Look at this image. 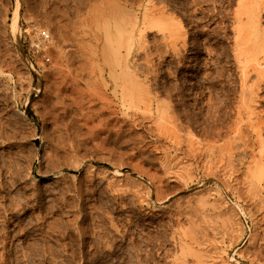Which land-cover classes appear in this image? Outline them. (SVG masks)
Listing matches in <instances>:
<instances>
[{
	"label": "rangeland",
	"instance_id": "rangeland-1",
	"mask_svg": "<svg viewBox=\"0 0 264 264\" xmlns=\"http://www.w3.org/2000/svg\"><path fill=\"white\" fill-rule=\"evenodd\" d=\"M252 16L263 31L264 0H0V264H264V181L245 169L264 32L235 31ZM54 68L80 79L77 116Z\"/></svg>",
	"mask_w": 264,
	"mask_h": 264
},
{
	"label": "bare ground",
	"instance_id": "bare-ground-1",
	"mask_svg": "<svg viewBox=\"0 0 264 264\" xmlns=\"http://www.w3.org/2000/svg\"><path fill=\"white\" fill-rule=\"evenodd\" d=\"M242 4L245 5V3H242ZM244 5H242V6H244ZM246 5H248V4H246ZM246 8H247V7H246ZM239 10H240V9H239ZM239 12H240V11H239ZM147 14H148V13H147ZM147 14H146V15H147ZM238 14L241 15V13H238ZM253 14H254V13H253ZM95 15H96V14H95ZM240 15H239V16H240ZM258 15H259V14H258ZM258 15H257V17H258ZM147 16H148V15H147ZM136 17H137V16H136ZM145 17H146V16H145ZM148 17H149V16H148ZM148 17H147V18H148ZM248 17H249V16H248ZM96 18H97V17H96ZM134 18H135V17H134ZM129 19H131V18H129ZM129 19H127V18L124 19V20H127V22H126V21H124V22H126L129 26H130V24H129L128 22H129V21L131 22V26H132L131 28L133 29V30H132L133 34H132V38H131V40H134L135 37H134L133 35H134L135 32H136L135 29H136V25H137V20H138V19H136V21H132L133 18H132V20H129ZM240 19H241V18H240ZM97 20H98V19H97ZM134 20H135V19H134ZM250 20H251V21H250ZM248 21H249L250 23L248 22L247 25H243V23H241V25H243V27L240 26V27H238V28H235V29H236L235 31H236L237 39L240 38V37L243 38L244 36H246V35H243L244 32H245V34H246V33H250V34H251V33L254 32V30H255V32H257V33H258V31H259V32H264V29H263V31H262V28L259 29V28L257 27V26H259L260 23H261V22L259 21V19H256L254 16H252ZM124 22H123V24H124ZM239 22H240V21H239ZM138 23H139V20H138ZM237 23H238V22H237ZM244 23H245V22H244ZM13 24L15 25V28L18 27L19 23H18V19H17V17H14V19H13ZM123 24H122V25H123ZM127 24H124V25L126 26ZM97 25H98V23H97ZM137 26H138V25H137ZM260 26H261V25H260ZM96 27H97V26H96ZM122 27H123V29H126V31L128 32V35L131 34V33L129 32V31H131V30L129 29L130 27L128 28L129 31H128V29L125 28L124 26H122ZM126 27H127V26H126ZM235 27H236V26H235ZM88 28H89V27H88ZM123 29H122V30H123ZM56 30H58V27H57ZM89 30H90V29H89ZM88 32H89V31H88ZM60 33H61V32H60ZM123 33L125 34V36H128L124 30H123ZM141 33H142V30H141ZM87 34H88V33H87ZM59 35H60V34H59ZM88 35H89V34H88ZM90 35H91V34H90ZM93 35H94V34H93ZM97 35H98V34H97ZM130 36H131V35H129V37H130ZM142 36H143V34H142ZM242 36H243V37H242ZM248 36H249V35H248ZM248 36H247V37H248ZM60 37H61V36H60ZM64 37H65V36H64ZM251 37H252V36H251ZM253 37L255 38V36H253ZM62 38H63V37H62ZM66 38H67V37H65V39H66ZM95 38H96V37H95ZM75 39H76V38H75ZM96 39H97V38H96ZM243 39H244V38H243ZM251 39H252V38H251ZM244 40H245V39H244ZM254 40H255V39H254ZM259 40H260V39H259ZM63 41H64V40H63ZM84 41H85V40H84ZM249 41H250V40H249ZM249 41H247V43H248ZM257 41H258V40H257ZM260 41H261V40H260ZM260 41H259V42H260ZM253 42H254V41H253ZM63 43H64V42H63ZM256 43H257V42H256ZM239 44H240V43H239ZM239 44H238V45H239ZM242 44H243V43H242ZM249 44H250V43H249ZM60 45H61V44H60ZM84 45H85V44H84ZM258 45H259V44H258ZM56 46H59V44L56 45ZM66 46H67V45H66ZM67 47H68V46H67ZM251 47H252V46H251ZM64 48H65V46H64ZM61 49L64 50L63 47H62ZM67 49H68V48H67ZM97 49H98V48H97ZM73 50H74V49H73ZM53 52H54V50H53ZM53 52L51 51V53H53ZM67 52H68V51H67ZM242 52H243V51H242ZM51 53H50V55H51ZM56 53H57V52H56ZM58 53H59V52H58ZM58 53H57V54H58ZM60 53H62V52L60 51ZM64 53H65V50H64ZM64 53H62V54H63V55H66V54H64ZM68 53H69V52H68ZM72 53H73V52H72ZM92 53H93V52H92ZM57 54H56V57L59 56L58 58L60 59L61 56H60V55H57ZM70 54H71V51H70ZM54 55H55V53H54ZM54 55H52V57H53ZM67 55H68V54H67ZM92 55H93V54H92ZM87 56H88V54H87ZM89 56H90V55H89ZM52 57L50 56V58H52ZM71 57H72V56H71ZM53 58H55V57H53ZM58 58H57V59L55 58L58 62H59L60 60H61L62 62L64 61V60H62V59L59 60ZM63 58H64V57H63ZM69 58H70V57H69ZM69 58H68V62H67V60H66V57H65L64 59L66 60V63H69V64H70L71 62H69V61H71V60H69ZM87 58H88V57H87ZM90 58H91V57H90ZM55 59H54V60H55ZM56 60H55V61H56ZM94 61H95V59H94ZM86 62H87V61H86ZM52 63H53V62H52ZM55 63H57V62H55ZM55 63H54V64H55ZM60 63H61V62H60ZM88 63H89V62H88ZM95 63H96V62H95ZM263 63H264V62H263ZM263 63H261V64H263ZM54 64H53V65H54ZM73 64H74V63H73ZM89 64H90V63H89ZM49 65L51 66V61H50ZM53 65H52V66H53ZM65 65H66V64H65ZM65 65H64V66H65ZM126 65H127V63H126ZM263 65H264V64H263ZM54 66H55V65H54ZM61 66H62V64H61ZM66 67H67V66H66ZM66 67H65V69H66ZM68 67H69V65H68ZM68 67H67V69L69 70V69H71V67H75V65H74V66H73V65L70 66V68H68ZM81 67H82V66H81ZM47 68H49L48 65H47ZM51 68H52V67H51ZM51 68H50V69H51ZM55 68H56V66H55ZM55 68H54V69H55ZM58 68H59V67H58V65H57V69H58ZM62 68H63V66H62ZM62 68H61V70H62ZM75 68H76V67H75ZM50 69H49V70H50ZM54 69H53V70H54ZM65 69H63V71H64ZM76 69H78V68H76ZM59 70H60V69H59ZM59 70H58V71H59ZM71 70H73V69H71ZM71 70H70V73H71ZM66 71H67V70H66ZM66 71H65V72H66ZM73 72H74V71H73ZM73 72H72V73H73ZM263 72H264V71H263ZM48 73H50V72L48 71ZM48 73H46V75H48ZM58 73H59V74H57L56 69H55V70H54V74H53V76L55 75V77H53V78L55 79L54 82H53V83H54L53 86L55 87V88H54V89H55L54 92L56 93V96H57L56 99H57V101H54V100H53V101H54L55 103H56V102H57V103L60 102V103L63 105L62 107H63L65 110L69 108V110H70L71 112H73V113H75L76 111H80V109H81V111H83V110H82V107L80 106L81 103H82V102L80 101V95H81V93H79V90H80V89H79V85H80L79 80H80V79H79L78 77H74L76 74H75L74 76H72V77H71L70 75L68 76L69 72H67V73H68L67 75H66V74H65V75L63 74V75H61V77H59V76L57 77V75H60V72H58ZM62 73H63V72H61V74H62ZM72 73H71V74H72ZM76 73H77V72H76ZM80 73H81V72H80ZM91 73H92V72H91ZM56 74H57V75H56ZM113 74H114V73H113ZM51 75H52V74H51ZM72 75H73V74H72ZM50 77H52V76H50ZM50 77H49V78H50ZM47 78H48V76H47ZM53 78H52V79H53ZM84 78H85V77H84ZM47 80H48V79H47ZM49 81H50V80H49ZM90 81H91V80H90ZM88 82H89V80H88ZM51 83H52V82H51ZM81 84H82V83H81ZM89 84H90V83H89ZM51 85H52V84H51ZM51 85H50V87H51ZM85 85H86V84H85ZM48 86H49V84H48ZM50 87H49V88H50ZM80 87H81V86H80ZM51 88H52V87H51ZM48 90H49V89H48ZM52 90H53V88H52ZM50 92H51V91H50ZM80 92H81V91H80ZM146 92H147V91H146ZM146 92H145V94H146ZM4 93H5V92H4ZM53 94H54V93H53ZM147 94H148V93H147ZM51 95H52V93H51ZM3 96H4V95H3ZM15 96H16V95H15ZM53 96L55 97V95H53ZM53 96H52V98L50 97V100H51V101H52V99H53ZM1 97H2V96H1ZM84 97H86V96H84ZM84 97H83V98H84ZM84 100H85V99H84ZM82 101H83V99H82ZM57 103H56V105H58ZM83 104H84V103H83ZM60 106H61V105H60ZM84 106H85V105H84ZM89 106H90V105H89ZM56 107H57V106H56ZM62 107H61V108H62ZM52 108H53V105H52ZM54 108H55V107H54ZM84 108H85V107H84ZM84 108H83V109H84ZM87 108H88V107H87ZM93 109H94V108H93ZM55 110H56V109H55ZM59 110H60V108H59ZM84 110H85V109H84ZM87 110H88V109H87ZM70 111H69V112H70ZM85 112H86V110H85ZM56 113H57V111H56ZM79 113H80V112H79ZM71 114H72V113H71ZM77 114H78V113H77ZM91 114H92V112H91ZM55 115H56V114H55ZM73 115H74V116H77L76 113L73 114ZM97 115H98V114H97ZM52 116H53V114H52ZM67 116H68V115H67ZM74 116H73V117H74ZM81 116H82V115H81ZM87 116H88V115H87ZM93 116H94V114H93ZM78 118H79V117H78ZM82 118H83V117H82ZM91 118H92V117H91ZM87 119H88V117H87ZM73 120H74V119H73ZM82 120H83V119H82ZM65 121H67V120H65ZM85 122H86V121H85ZM90 122H91V121H90ZM258 123H259V122H258ZM260 123H261V122H260ZM87 125H88V124H87ZM257 125H258V124H257ZM258 133H259L258 139L262 138V140H260V142L263 143V142H264V122H262L261 124H259ZM55 134H56V133H55ZM259 137H260V138H259ZM199 141H200V140H199ZM197 143H198V142H197ZM230 144H232V142H231ZM237 144H238V143H237ZM237 144H236V146H237ZM202 145H203V144H202ZM202 145H201V146H202ZM224 146H225V145H224ZM236 146H235V147H236ZM260 146H261V147L263 146V148H261V149H262V151H261V153H262L261 157H259V158H255V160H254V159H253V160L251 159L252 161H250L248 165L246 164L247 166L245 167V169H247L249 172H256V173L259 172V175L261 174V177H262L261 180L264 181V143H263L262 145H260ZM203 147H204V146H203ZM222 147H223V145H222ZM230 147H231V146H230ZM233 147H234V146H233ZM238 147H239V146H238ZM252 147L254 148V146H252ZM241 148H242V146H241ZM241 148L239 147V150H240ZM244 148H245V147H244ZM196 149H197V148H196ZM199 149L201 150L202 148L199 147ZM230 149H231V148H230ZM232 149H234V148H232ZM246 149H247V148H246ZM246 149H245V150H246ZM259 149H260V148H259ZM218 150H219V149H218ZM221 150H222V148H221ZM223 150H224V148H223ZM234 150H236V148H235ZM237 150H238V149H237ZM242 150H243V149H242ZM245 150H244V151H245ZM197 151L199 152L198 149H197ZM197 151H196V152H197ZM202 151H203V149L201 150V152H202ZM232 151H233V150H232ZM259 151H260V150H259ZM198 152H197V153H198ZM206 152H207V151H206ZM218 152H219V151H218ZM228 152H229L230 155H232V154L234 153V151H233V153H231V151H229V150H228ZM235 152H236V151H235ZM237 152H239V151H237ZM241 152H242V151L240 150V153H241ZM203 153H204V152H203ZM222 153H224V152H222ZM225 153H226V151H225ZM240 153H237V154L239 155ZM244 153H245V152H244ZM198 154H199V153H198ZM220 154H221V153H220ZM250 154H251V153H250ZM202 155H203V154H202ZM233 155H235V154H233ZM241 155H242V154H241ZM257 156H258V155H257ZM200 157H201V155H200ZM202 157H203V156H202ZM238 157H239V156H238ZM255 157H256V156H255ZM228 158H229V157H228ZM242 158H243V157H242ZM253 158H254V157H253ZM202 159H203V158H202ZM224 159H225V158H224ZM230 159H231V157H230ZM248 161H249V160H248ZM211 164H212V163H211ZM211 164H210V165H211ZM208 165H209V164H208ZM208 165H207V167H208ZM212 165H213V164H212ZM201 167H202V166H201ZM212 167H213V166H212ZM212 167H211V168H212ZM204 168H205V167H204ZM209 168H210V167H209ZM209 170H211V173L214 174L215 170L212 171V169H208V171H209ZM247 170H246V171H247ZM116 173L119 174V172H116ZM209 173H210V172H209ZM211 173H210V174H211ZM215 173H216V172H215ZM214 175H215V174H214ZM231 177H232V176H231ZM225 178H226V177H225ZM228 178H229V177H228ZM218 179H219V178H218ZM227 180H228V179H227ZM227 180H226V182H227ZM232 180H233V179H232ZM229 181L231 182V179L228 180V182H229ZM228 182H227V184H228ZM233 182H234V181H233ZM235 182H236V181H235ZM263 183H264V182H263ZM227 184H226V185H227ZM230 184H231V183H230ZM226 187L229 188L230 185H229V186H226ZM234 188H235V187H234ZM226 189H227V188H226ZM231 189H232V187H231ZM217 190H218V189H217ZM217 190H216V192H217ZM219 190H220V189H219ZM233 190H234V189H233ZM226 191H227V190H226ZM235 191H236V190H235ZM220 192H221V191H219V192H217V193H219V195H220ZM217 195H218V194H217ZM221 196H222V197H225V196H223V195H221ZM203 197H205V196H203ZM201 198H202V197H200V200H201ZM217 198H218V197H217ZM206 199H207V197H206ZM222 199H223V198H221V201H223ZM200 200H199L200 203H198V205H200V207H204V208L207 207V206L205 207L204 204H206V205L208 204V205H211V206H212L213 203H214V202H212V204H211V203H210L211 201L207 202L208 200H205L204 198H202L203 201H202V200L200 201ZM204 200H205V201H204ZM215 200H216V199H215ZM217 200H218V199H217ZM225 200H226V197H225ZM218 202H220V201H218ZM209 203H210V204H209ZM216 203H217V202H215L214 204H216ZM223 203H224V205H228V207H229V204H228L227 202H226L227 204L225 203V201H223ZM223 203H221V204L223 205ZM219 204H220V203H219ZM219 204H218V205H219ZM221 204H220V206H222ZM224 205H223V206H224ZM211 206H210V207H211ZM213 206H214V205H213ZM216 206H217V205H216ZM216 206H215V207H216ZM223 206H222V208H223ZM200 207H198V208H200ZM204 208H203V209H204ZM213 208H214V207H213ZM216 208H217V207H216ZM222 208H221V209H222ZM226 208H227V206H226ZM201 209H202V208H201ZM198 210H200V209H198ZM198 210H197V211H198ZM205 210H206V209H205ZM215 210H216V209H215ZM208 211H209V210H208ZM210 211H212V210H210ZM210 211H209V212H210ZM224 211H225V210H224ZM198 212H199V211H198ZM203 212L205 213L206 211H203ZM220 212H221V211H219V213H220ZM222 212H223V211H222ZM201 214H202L203 216H205L207 213H206V214H203V213L201 212ZM190 239H191L192 242H195V235H191V236H190ZM183 241H184V240H183ZM185 242H186V241H185ZM187 244H188V243H187ZM188 247H189V246H188ZM189 248H190V247H189ZM183 249H184V248H183ZM188 251L190 252V254H191L193 257H195L196 255H198V254L195 255V248L189 249ZM188 251H187V252H188ZM217 251H218V250H217ZM218 253H220V252H218ZM184 254H186V253H184ZM221 254H222V253H221ZM182 255H183V254H182ZM215 256H216V254H215ZM217 256H218V255H217ZM196 257H197V256H196ZM212 257H213V256H212ZM220 257H222V256H220ZM220 257L218 256V257H216V259H218V258H220ZM214 258H215V257H214ZM214 258H213L212 260H216V259H214ZM222 258H223V257H222ZM197 259H198L199 264H201V263H202V264H206V263L202 262L203 259H202L201 256H199ZM197 259H196V260H197ZM220 260H222V259H220ZM183 261H184V260H183ZM209 261H210V259H209ZM196 262H197V261H196ZM207 262H208V260H207ZM211 262H212L211 264H213V261H211ZM217 262H218V261H217ZM223 262H225L224 258H223V260H222L221 263H223ZM226 262H227V261H226ZM226 262H225V263H226ZM209 263H210V262H209ZM214 263H216V262H214ZM218 263H219V262H218ZM218 263H216V264H218Z\"/></svg>",
	"mask_w": 264,
	"mask_h": 264
}]
</instances>
